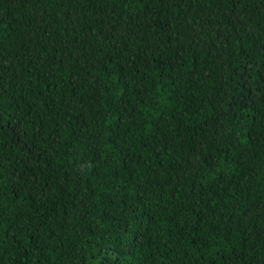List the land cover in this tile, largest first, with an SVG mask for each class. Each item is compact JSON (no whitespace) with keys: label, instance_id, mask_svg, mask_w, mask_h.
<instances>
[{"label":"trees","instance_id":"1","mask_svg":"<svg viewBox=\"0 0 264 264\" xmlns=\"http://www.w3.org/2000/svg\"><path fill=\"white\" fill-rule=\"evenodd\" d=\"M0 264H264V0H0Z\"/></svg>","mask_w":264,"mask_h":264}]
</instances>
